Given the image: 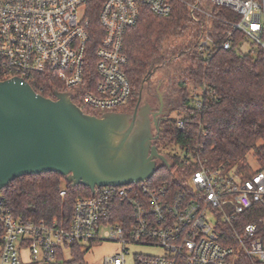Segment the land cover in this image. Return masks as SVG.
<instances>
[{
  "label": "built area",
  "instance_id": "1",
  "mask_svg": "<svg viewBox=\"0 0 264 264\" xmlns=\"http://www.w3.org/2000/svg\"><path fill=\"white\" fill-rule=\"evenodd\" d=\"M94 1L0 0V81L19 79L32 86L40 77L54 75L64 93L87 108L109 114L127 106L133 90L126 71V36L145 11L170 16L175 0H103V35L92 50L88 7ZM209 3L240 20L230 22L224 41L216 44L212 25L217 18L211 9L200 0L186 3L193 22L201 26L197 49L203 57L231 50L236 31L245 35L239 52L247 53L249 41L252 50L264 49V0ZM189 92L191 106L199 112L216 99L206 85ZM188 123L184 114L177 118L182 131ZM182 152L185 156L178 158L193 168L186 178L176 175L174 181L153 185V176L147 182L97 188L92 197L74 202L67 225L17 214L0 192V264H89L93 248L106 243L119 249L103 264H126L131 246L162 251L137 255L136 264H235L239 254L264 264V168L215 164L202 143Z\"/></svg>",
  "mask_w": 264,
  "mask_h": 264
},
{
  "label": "trees",
  "instance_id": "2",
  "mask_svg": "<svg viewBox=\"0 0 264 264\" xmlns=\"http://www.w3.org/2000/svg\"><path fill=\"white\" fill-rule=\"evenodd\" d=\"M197 1L175 0L173 13L168 17L145 11L138 25L128 32L125 40L126 71L133 95L127 106L112 113H133L141 89L144 93L154 72L163 69L171 81L174 80L171 77L179 73L178 80L162 93L167 110L159 120L157 148L177 147L191 152L198 143H202L213 163L229 161L247 170V156L254 151L260 167L264 168V49L256 47L249 53L239 52L238 47L245 35L236 31L231 50L220 49L203 57L197 49L201 26L193 22L186 4ZM200 1L217 18L213 21L212 37L219 44L224 41V33L230 29L229 23L238 22L240 16L226 8L211 6L209 0ZM102 3L103 0H96L88 7L92 22V50L98 46L103 35L99 22ZM173 37L183 41L171 45L168 41ZM204 85L216 99L199 112L191 106L189 89ZM32 87L37 94L51 99H55V92H66L62 81L54 75L40 77L37 85ZM168 95L170 99L166 102ZM74 103L86 114L96 117L106 115L83 106L78 99H74ZM174 110L180 111L189 120L183 131L178 128L177 119L170 118ZM169 161L172 168L164 164L158 167L155 175L163 174L153 178V185L174 181L176 175L186 178L192 172L193 168L185 167L184 161L178 157ZM63 189L65 197L61 196ZM2 194L7 205L17 214L31 215L48 224L66 225L72 218L74 202L78 198L93 196L88 187L74 186L65 177L53 173L16 179ZM2 232L0 225V237ZM235 264L258 263L239 254Z\"/></svg>",
  "mask_w": 264,
  "mask_h": 264
},
{
  "label": "water",
  "instance_id": "3",
  "mask_svg": "<svg viewBox=\"0 0 264 264\" xmlns=\"http://www.w3.org/2000/svg\"><path fill=\"white\" fill-rule=\"evenodd\" d=\"M142 94L131 127L123 131L118 114H86L67 93L45 98L19 79L0 81V192L21 177L53 173L94 193L149 181L156 160L170 168L156 147L142 156L132 145ZM160 105L158 115L163 97Z\"/></svg>",
  "mask_w": 264,
  "mask_h": 264
},
{
  "label": "rangeland",
  "instance_id": "4",
  "mask_svg": "<svg viewBox=\"0 0 264 264\" xmlns=\"http://www.w3.org/2000/svg\"><path fill=\"white\" fill-rule=\"evenodd\" d=\"M183 40L177 39L176 37L170 38L168 43L171 45L179 44ZM253 44L252 42H247L244 45V51L249 53L252 51ZM175 68V67H174ZM174 79L173 81L170 80V78L165 75V71L163 69H160L153 73L151 80L147 82V86L145 88V91L142 95L141 104L139 107L140 112L146 111L147 109L151 110L152 113L156 112L160 108V98L163 97L162 93L168 88L172 87L171 85L174 84V81L178 80L179 73H176L174 76L171 77ZM152 88V89H151ZM169 95L166 97V102H169ZM164 101V100H163ZM164 111L163 115L165 114ZM180 115V111L174 110L170 113V118L177 119ZM159 154L165 156L167 159L173 158V157H181L183 158L185 156L184 152H182L177 147H159L157 148ZM247 161L250 167L257 171L260 169V165L258 163V159L255 156V152L252 151L247 156ZM161 165V164H159ZM163 173H157L155 175V179L160 177ZM64 185V184H63ZM118 246L106 243L101 246H97L96 248H93L92 252L87 256V261L89 264H103L104 258L118 250ZM130 255L127 257L126 264H136L135 259L137 255H159L162 253V251L158 248H152V247H145V246H131L129 248Z\"/></svg>",
  "mask_w": 264,
  "mask_h": 264
},
{
  "label": "flooded vegetation",
  "instance_id": "5",
  "mask_svg": "<svg viewBox=\"0 0 264 264\" xmlns=\"http://www.w3.org/2000/svg\"><path fill=\"white\" fill-rule=\"evenodd\" d=\"M159 111L160 108L154 113H152L149 109L143 112H140V110H138L136 123L131 136V141L133 147L142 156L148 155L154 147L157 148L156 141L159 132V120L163 116V113L161 115H158ZM134 112L118 113L119 126L123 131H126L131 127L134 118ZM156 163L157 168L162 165L160 160H156Z\"/></svg>",
  "mask_w": 264,
  "mask_h": 264
}]
</instances>
